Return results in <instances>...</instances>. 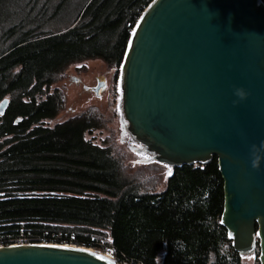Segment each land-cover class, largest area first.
<instances>
[{
    "label": "trees",
    "instance_id": "trees-1",
    "mask_svg": "<svg viewBox=\"0 0 264 264\" xmlns=\"http://www.w3.org/2000/svg\"><path fill=\"white\" fill-rule=\"evenodd\" d=\"M151 1L0 0V244L110 246L121 264H244L220 223L216 158L172 168L162 191L139 193L116 155L84 138L97 115L44 124L62 108L49 89L65 67H119Z\"/></svg>",
    "mask_w": 264,
    "mask_h": 264
},
{
    "label": "water",
    "instance_id": "water-1",
    "mask_svg": "<svg viewBox=\"0 0 264 264\" xmlns=\"http://www.w3.org/2000/svg\"><path fill=\"white\" fill-rule=\"evenodd\" d=\"M117 86L122 130L142 163L172 169L216 158L220 223L236 253L258 248L264 264V3L152 0L130 32ZM104 89L98 81L95 96ZM7 105L0 101V116ZM110 261L81 247H0V264Z\"/></svg>",
    "mask_w": 264,
    "mask_h": 264
},
{
    "label": "rangeland",
    "instance_id": "rangeland-1",
    "mask_svg": "<svg viewBox=\"0 0 264 264\" xmlns=\"http://www.w3.org/2000/svg\"><path fill=\"white\" fill-rule=\"evenodd\" d=\"M74 6L71 8L72 12ZM8 13V18L10 17ZM105 79L106 89L96 97L82 90L81 84L92 87L95 77ZM79 78L80 84L70 79ZM118 67L111 66L101 60H83L69 64L50 87L49 92L57 90L63 95V105L53 120L44 122L53 126L78 118L83 113L95 114L98 127L85 134L84 138L94 145L109 148L117 157L121 173L125 179L136 185L139 193L160 192L164 189L168 169L164 165L150 162L142 163L144 156L137 153L138 146L131 143L122 130L123 119L120 111V91L117 86ZM244 264H259L256 252L251 256H243Z\"/></svg>",
    "mask_w": 264,
    "mask_h": 264
},
{
    "label": "built area",
    "instance_id": "built-area-1",
    "mask_svg": "<svg viewBox=\"0 0 264 264\" xmlns=\"http://www.w3.org/2000/svg\"><path fill=\"white\" fill-rule=\"evenodd\" d=\"M27 244H34V243H29V242H27L26 240H23V239H18L17 241H15L14 243L9 244V245H2V244H0V247H3V246H16V245L18 246V245H27ZM39 244H45V245H47V244H51V245H64V246L84 248V247L78 246V245H76V244H74L72 242L71 243H45V242H41ZM87 249H89V248H87ZM90 250L95 251L93 249H90ZM95 252L101 253V254H103V255H105V256L113 259L117 264H121L120 262H118L115 259V252L113 251V249L110 246H103L100 250H97Z\"/></svg>",
    "mask_w": 264,
    "mask_h": 264
},
{
    "label": "flooded vegetation",
    "instance_id": "flooded-vegetation-1",
    "mask_svg": "<svg viewBox=\"0 0 264 264\" xmlns=\"http://www.w3.org/2000/svg\"><path fill=\"white\" fill-rule=\"evenodd\" d=\"M70 80L72 82H74L75 84H80L81 83V80L79 78H76V77H72ZM94 81H95V85L92 86V87H87V86H85L83 84H81V87H82L83 91L90 92V93L94 94V96H95V90L94 89L97 86L98 81H103L105 83V79H104V77L99 76V77H95ZM105 89H106V83H105ZM105 89H104V91H105Z\"/></svg>",
    "mask_w": 264,
    "mask_h": 264
},
{
    "label": "clouds",
    "instance_id": "clouds-1",
    "mask_svg": "<svg viewBox=\"0 0 264 264\" xmlns=\"http://www.w3.org/2000/svg\"><path fill=\"white\" fill-rule=\"evenodd\" d=\"M236 95H238V96H240V97L242 98V97H243V92H242V90L237 89V90H236ZM253 166H255V164H253Z\"/></svg>",
    "mask_w": 264,
    "mask_h": 264
},
{
    "label": "snow or ice",
    "instance_id": "snow-or-ice-1",
    "mask_svg": "<svg viewBox=\"0 0 264 264\" xmlns=\"http://www.w3.org/2000/svg\"><path fill=\"white\" fill-rule=\"evenodd\" d=\"M164 167L166 169H168V175H171V170H170L169 166L168 165H164ZM109 264H112V262L110 261Z\"/></svg>",
    "mask_w": 264,
    "mask_h": 264
}]
</instances>
